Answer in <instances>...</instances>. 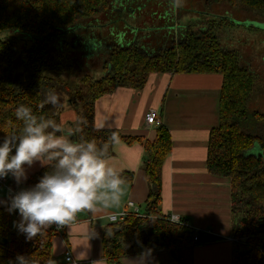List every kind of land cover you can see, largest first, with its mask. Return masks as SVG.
I'll use <instances>...</instances> for the list:
<instances>
[{"label": "trees", "instance_id": "16d2710c", "mask_svg": "<svg viewBox=\"0 0 264 264\" xmlns=\"http://www.w3.org/2000/svg\"><path fill=\"white\" fill-rule=\"evenodd\" d=\"M201 2L200 10L212 12L222 4L227 8L221 14L212 12L209 16L215 18L200 21L201 25L191 19L180 25V15L176 12L173 16L171 7L166 13L154 12L151 20L123 18L126 24L118 28L120 40L102 39L107 60L102 72L93 76L76 74L79 47L75 36L90 27L85 21L112 11L120 14L126 6L121 7L120 0H0V137L22 126L14 114L18 105H27L34 114L56 122L58 108L67 102L75 113L73 128L79 129L74 139L94 141L106 150L105 158L117 141L143 144L148 185L145 216L129 215L105 228L104 256L114 264H119L122 256L149 249L170 250L176 258L177 248L219 240L204 231H197V240H193V228L171 222L159 212L161 168L171 151L170 132L164 125L154 128L152 139L94 125L99 98L118 87L140 91L150 75L170 73L221 75L219 124L209 134L206 169L230 179L232 236L246 238L247 244L232 242L230 264H264V112L247 108L258 85L245 53L222 44L226 27L240 26L245 20L235 12H252L258 18L246 20L264 25V0ZM49 89L59 97L57 106L44 102ZM48 170L50 166L42 167L24 185L31 187ZM119 173L122 180L130 178ZM57 233L51 228L27 242L12 231L11 214L0 207V264H10L18 254L31 256L37 264H53L51 239Z\"/></svg>", "mask_w": 264, "mask_h": 264}, {"label": "crops", "instance_id": "0c3cea01", "mask_svg": "<svg viewBox=\"0 0 264 264\" xmlns=\"http://www.w3.org/2000/svg\"><path fill=\"white\" fill-rule=\"evenodd\" d=\"M220 85L219 74H153L140 91L118 87L96 101V128L117 129L122 134L145 139L153 138L155 127L145 125L144 115L151 108L158 111L161 124L171 136V151L161 168L159 212L164 216L176 214L195 231L219 237L207 244L177 248L176 258L170 250H159L150 252L147 257L144 253L122 256L118 258L119 264H230V179L213 175L206 169L209 134L219 124ZM66 117L71 121L68 127L73 128L75 113L68 112ZM143 155L141 142L128 144L120 140L113 144L112 154L106 157L108 164L130 175L129 179L122 180L119 204L106 209L98 206V211L78 212L75 219L51 239L53 264H114L104 256L103 250L104 230L110 224L107 215L121 211L128 200L144 212L148 185L143 172ZM41 168L34 164L28 170V177ZM8 181L15 188L10 177ZM24 188L28 186L23 182L18 190ZM7 195L6 189L0 190V198ZM18 220L19 215L13 212L11 229L14 232H17L14 222ZM34 238L26 241L32 242ZM66 251L71 253L70 262L65 261ZM81 252L86 258L77 260Z\"/></svg>", "mask_w": 264, "mask_h": 264}, {"label": "clouds", "instance_id": "9594fccd", "mask_svg": "<svg viewBox=\"0 0 264 264\" xmlns=\"http://www.w3.org/2000/svg\"><path fill=\"white\" fill-rule=\"evenodd\" d=\"M183 2L170 0V6L180 8ZM44 102L57 106L59 97L49 89ZM14 114L22 126L0 137V180L10 177L20 185L27 181L28 170L34 164L50 166L31 187L15 192L9 189V194L0 198V207L19 215L14 227L25 240L42 235L53 224L57 227L69 224L82 210L98 211V206L106 209L119 204L121 175L108 164L105 149L92 140H75L79 129L65 128L38 116L27 105H18ZM150 252L149 249L144 256ZM85 258L83 252L76 257ZM10 264H37V261L18 254Z\"/></svg>", "mask_w": 264, "mask_h": 264}, {"label": "rangeland", "instance_id": "374dc122", "mask_svg": "<svg viewBox=\"0 0 264 264\" xmlns=\"http://www.w3.org/2000/svg\"><path fill=\"white\" fill-rule=\"evenodd\" d=\"M190 1L192 3H190ZM201 1L202 0L197 2L194 0L193 2L192 0H184L183 6L177 9L170 6V0H120L121 7L126 5L125 8H121L120 14L116 11H112L106 15L101 14L99 17L90 21H85L90 27L85 30H80L75 36V43L79 47V55L76 56V64L78 66V72H76V74L80 75V73H89L93 76H98L102 72L107 60V53L106 51H102L103 45L100 43L102 39H111L113 41L120 40L118 28H123L126 24V21L123 18L135 19V17L138 16L150 18L151 20L154 12L156 14L161 13L162 11L166 13L168 8L171 7V10L173 11L171 14H173V16L176 12L179 13L178 15H180V17L178 18V22L180 25H183L188 19H191L196 25H201L200 21L205 22L206 19L212 20L215 18L209 15H214L213 13L221 14L224 12V9L227 8L222 4L219 5V7L212 8L213 13L209 9L200 10L199 7H201ZM171 10L169 9V12H172ZM234 15L239 19L245 20L242 21L240 26L236 24L235 26L226 27L224 30V37L222 38V44L228 49L235 48L241 53H245L246 58L249 61V70L256 76V82L258 85L253 100L248 104L247 108L250 112L253 109L264 112V25L262 26L256 23L259 21L246 20V18H258L252 12H235ZM104 17L105 19L110 18V20L105 22V19H102ZM164 26L167 27V24ZM165 31H167V29H165ZM260 39L263 40L262 44ZM68 112L73 115V107L67 102H64L61 107L58 108V118L56 121L61 124L62 127H68L71 122L69 118L66 117V113ZM249 132L252 133L251 131ZM254 147L256 148L258 146L256 145ZM13 184L15 183L13 182Z\"/></svg>", "mask_w": 264, "mask_h": 264}, {"label": "built area", "instance_id": "2783aa9c", "mask_svg": "<svg viewBox=\"0 0 264 264\" xmlns=\"http://www.w3.org/2000/svg\"><path fill=\"white\" fill-rule=\"evenodd\" d=\"M144 123L146 126L149 127H157L161 124V120L158 116V111L156 109H148V111L145 113L144 115ZM1 189H6L7 193L9 194V189H12L13 192L15 191H19L17 189H15L14 187H11L8 181V177H6L3 180H0V190ZM129 215H136V216H142L144 217L145 214L144 212H142L140 210V208L131 200H128L125 204V207L117 212V213H111L109 215H107V219L109 221V223H117L122 221L125 217L129 216ZM178 215L176 214H171L167 216V219L171 222H176V223H180L182 222L184 225L185 222L181 221L180 219H178ZM64 226H60L57 227L55 224L51 225V228H53L56 232H60L63 229ZM197 231H195L194 235H193V240H197V235H196ZM231 242H242L245 243L246 238H235V237H229ZM247 244V243H245ZM65 261L66 262H70L72 261V256L71 253L66 251L65 252Z\"/></svg>", "mask_w": 264, "mask_h": 264}]
</instances>
